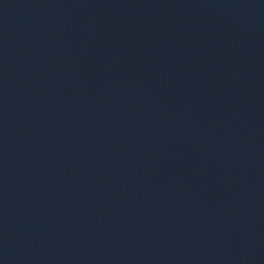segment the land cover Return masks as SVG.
I'll return each instance as SVG.
<instances>
[{
    "label": "water",
    "instance_id": "water-1",
    "mask_svg": "<svg viewBox=\"0 0 264 264\" xmlns=\"http://www.w3.org/2000/svg\"><path fill=\"white\" fill-rule=\"evenodd\" d=\"M0 264H264V0H0Z\"/></svg>",
    "mask_w": 264,
    "mask_h": 264
}]
</instances>
